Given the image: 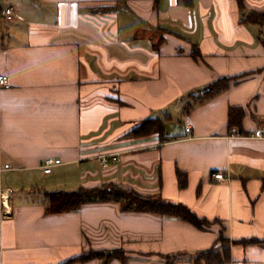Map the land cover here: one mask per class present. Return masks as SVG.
<instances>
[{
	"label": "crops",
	"instance_id": "obj_1",
	"mask_svg": "<svg viewBox=\"0 0 264 264\" xmlns=\"http://www.w3.org/2000/svg\"><path fill=\"white\" fill-rule=\"evenodd\" d=\"M0 5L15 11L0 17L9 78L0 86V264H65L115 248L125 260L108 264H195L211 248L227 255L219 264H264V138L252 136L264 130V0ZM223 77L228 87L203 98ZM230 107L242 111L234 127ZM150 118L163 120L162 133H132ZM102 153L118 159L103 167ZM48 157L62 163L45 173ZM105 183L183 203L211 224L112 201L45 210L49 192Z\"/></svg>",
	"mask_w": 264,
	"mask_h": 264
},
{
	"label": "trees",
	"instance_id": "obj_2",
	"mask_svg": "<svg viewBox=\"0 0 264 264\" xmlns=\"http://www.w3.org/2000/svg\"><path fill=\"white\" fill-rule=\"evenodd\" d=\"M194 57L199 56L197 49L192 51ZM231 77H223L212 82L204 89V97L210 98L215 94L223 91L228 87ZM192 106V105H191ZM185 111L190 109L189 104H186ZM242 111L240 107H230L229 123L231 127L239 125ZM164 129V122L162 119L150 118L146 119L140 128H134L132 133L137 132H160ZM178 183L180 187H185L187 184L186 174L179 169L176 171ZM118 202L124 211L147 212L160 216L178 217L189 221L199 228H204L211 224V221L205 217H200L190 207L183 203H174L165 200L159 194H142L134 189L125 188L122 185L115 183H105L94 188H79L72 191H54L46 194L45 210L48 213H57L64 211H75L79 209L84 203L89 202ZM219 240H224L222 236ZM226 254L211 248L206 251H201L193 256L192 260L195 264H219L224 262ZM92 257H101L103 261L101 264H108L112 257H119L123 261L125 256L120 249L112 250H87L78 257L69 259L63 263H73L77 261H84Z\"/></svg>",
	"mask_w": 264,
	"mask_h": 264
},
{
	"label": "built area",
	"instance_id": "obj_3",
	"mask_svg": "<svg viewBox=\"0 0 264 264\" xmlns=\"http://www.w3.org/2000/svg\"><path fill=\"white\" fill-rule=\"evenodd\" d=\"M0 17H4L7 20H11L15 17V11L12 6H2L0 5ZM0 86H9V78L5 73H0ZM191 129L189 127L186 128V131L189 132ZM254 137L264 138V130L257 129L252 134ZM100 163L103 167H106L109 163V160H117L118 157L114 153H102L99 155ZM62 163L59 158L48 157L45 158L41 164V168L45 173L51 172L52 168L58 164ZM9 163L4 165V168H9ZM215 178L222 179L224 178L223 172L214 173Z\"/></svg>",
	"mask_w": 264,
	"mask_h": 264
},
{
	"label": "rangeland",
	"instance_id": "obj_4",
	"mask_svg": "<svg viewBox=\"0 0 264 264\" xmlns=\"http://www.w3.org/2000/svg\"><path fill=\"white\" fill-rule=\"evenodd\" d=\"M223 241V240H222Z\"/></svg>",
	"mask_w": 264,
	"mask_h": 264
}]
</instances>
